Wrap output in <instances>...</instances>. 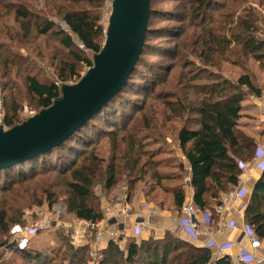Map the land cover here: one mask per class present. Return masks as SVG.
<instances>
[{
    "label": "trees",
    "instance_id": "trees-1",
    "mask_svg": "<svg viewBox=\"0 0 264 264\" xmlns=\"http://www.w3.org/2000/svg\"><path fill=\"white\" fill-rule=\"evenodd\" d=\"M44 1L45 12L58 18L66 30L55 26L46 17L29 12L30 5L23 1L17 0V5L0 4L5 8L0 15V24L6 41L16 43L18 47V40L28 43L37 36H43L57 41L66 50L64 58H55L54 78L57 80L48 76L38 78L25 70L19 77L21 63L28 62V54H19L12 50L11 44L0 41V75L12 84L15 81L11 79L18 76L25 96L32 98L37 111L59 97L63 82L74 76L79 79L81 75L77 65L86 69L92 65V56L91 59L83 56L81 51H89L92 55L98 52L105 33L99 22L102 0ZM150 2L142 49L146 45V36L151 33L149 24L154 10ZM247 2L186 0L188 8L183 16L187 27L179 26L180 31L173 35L180 41L178 44L176 40L172 55L183 56L196 70L179 72L174 79L165 80L171 89L169 100L155 96L152 88L160 79L154 78V71L147 69V73L139 75L140 52L119 91L60 144L0 169V193H4L0 196V247L4 242L1 237H9L8 228L20 222L23 209L43 204L49 208L58 199L64 204L65 214L74 219L99 221L103 210L100 198L94 196L96 185L108 193L109 200L116 197L111 195L115 193L114 187L118 183L123 185L124 201L127 202L139 188L137 184L142 182L145 185L148 176L155 188L159 187L162 179L177 181L163 189L171 196L169 206L179 212L183 205L180 173L183 163L170 160L160 165V162L159 167L167 165L176 171L159 174L158 164L144 150L139 136L140 132L150 133L146 131L149 129L158 131L161 127L159 119L156 121L159 111L164 122L183 118L176 140L180 154L189 166L192 201L199 210L207 213L208 224L215 222L214 205L236 184L242 171L241 164L251 160L257 145L253 137L237 126L240 102L245 97L243 89L257 97L262 95L254 73L245 64L246 60L257 61L264 76V38L256 35L264 27V1H257L262 8L261 13L246 5ZM208 10L213 13H208ZM9 11L16 29L4 25ZM38 55L40 53L34 57ZM224 61L239 66L240 73L234 79L222 74L221 62ZM200 72L202 74H198ZM133 76L143 84L135 83ZM202 78L210 80V83H198ZM144 85L150 89L144 90ZM12 87L8 86L7 93L1 97L3 121L7 127L19 122L21 108L20 94L18 90L12 92ZM127 91L141 94L140 100L126 96ZM151 96L159 101L158 107L147 101ZM190 114L194 118H188ZM98 125L103 126L99 128L101 126ZM102 138L106 139V156L97 150V143ZM261 172L252 186L243 217L258 240L264 239V168ZM143 189L146 195L152 193L151 186ZM162 202L158 201V204ZM56 230L59 240L65 244L62 254L55 251L45 255L41 248L27 244L15 251L19 255L16 264H233L231 258L211 257L209 247L195 246L169 232L159 239L128 240L124 251L117 247L119 238L110 239L100 257L90 259L87 244L73 247L62 231Z\"/></svg>",
    "mask_w": 264,
    "mask_h": 264
},
{
    "label": "rangeland",
    "instance_id": "rangeland-1",
    "mask_svg": "<svg viewBox=\"0 0 264 264\" xmlns=\"http://www.w3.org/2000/svg\"><path fill=\"white\" fill-rule=\"evenodd\" d=\"M20 1H23L30 5L31 8L29 12L38 14V16L41 17H46L48 18V20H52L55 26L57 25V27L66 30V26L58 18L52 17L51 15L45 12L46 2L44 0H20ZM211 1L216 2L221 0H211ZM257 1L258 0H248L246 5H249L256 12L261 13L262 8L261 6H259V3ZM0 4L1 5L3 4L4 6L10 4L17 5V0H0ZM150 5L151 8L154 10V13L150 17V24H149V29L151 30V33H149L146 36L145 39L146 45L145 48H143L141 51V55H140L141 62L140 64L137 65V68L139 70L138 72L140 76H143L145 72L147 73L146 71L147 69L154 71L155 73L153 74L154 78L160 79V81L158 80L157 82H154L155 84L153 85L152 88L155 93V96L157 95L158 98H162L164 101H167L170 98L168 92H170L171 89L167 86L166 81L168 79H174V76L179 72L196 70L194 65H191L186 59L184 60L182 58L183 56L178 55L177 57H173L172 55L173 46L176 40L178 44L180 41L179 37L175 38L173 37V35H175L176 32L180 31L181 28H179V26L181 27L185 26V28L187 27V25H185L186 21L183 15L186 13L185 10L186 8H188V4L186 3V0H151ZM4 10H5L4 7H0V15L4 13ZM109 12H110V8L107 9L104 6L101 7L99 22L103 30L105 29ZM207 12L213 13L211 10H208ZM180 19L182 20L179 21ZM5 22L6 23L4 25L7 24L11 28L16 29L15 25L12 22L11 12L8 13L7 17H5ZM256 24L259 25L258 20L256 21ZM176 27H178L179 29ZM14 31H11L12 35H14ZM3 32H4L3 26L0 24V41L3 40L4 42H8L5 40ZM256 35L264 38V27L261 28L259 31H257ZM182 36L180 37V39H182ZM17 42L19 43L18 47L16 43L8 42L9 44H11L12 50L19 54H24V53L28 54V60H27L28 62L21 63L19 77L22 76V70H25L29 74L36 75L38 78H45L46 76H48L53 80H57L56 78H54L56 75L54 69L56 62L55 58L60 56L64 58L66 52V50H64L61 46H59L60 44L57 41L53 39H45V37L43 36H37V39H33L31 40V42L28 43L20 42L19 40ZM81 52L83 56H87L88 58L91 59L92 54L89 51L83 50ZM36 53L38 54L40 53V55L34 57ZM245 64L250 69V71L254 73L256 81L258 85L261 87L262 95L260 98L264 100V76H263V72L257 65L258 62L252 59H248L246 60ZM221 68H222L221 70L222 74L231 79H234L240 73L239 66L229 63L227 61L221 62ZM77 69L79 70V75H82L83 72L86 70V68L83 65H77ZM12 74H14V69L12 71ZM198 74H202V72ZM19 77L16 76L15 79H11L15 81L14 82L15 84H12L13 82H8L9 79H7L6 77H2L0 75V99L2 96H4L7 93L8 86L9 87L14 86V88L12 87V92H16L18 90L20 94L19 97H21L20 99L21 108L18 114V121L21 122L26 117L36 113L37 109L35 107L32 98L25 96L21 85L22 82ZM133 80L135 81V83L143 84V82H139L136 76H133ZM76 81L77 78L76 76H74L67 79L66 82H63L62 84H73ZM161 81L164 83H161ZM198 81H199L198 83H204V82L210 83V80L203 78ZM4 83H6L5 87H4ZM143 89L148 90L150 88L145 87L144 85ZM243 92L245 93V97L253 95L250 93H246L244 89ZM125 95L135 98L137 99V101L140 100L141 98V94L139 93L133 94L130 91L129 92L127 91ZM155 96H151L150 99H147V101L150 102L149 104H153L154 106L156 105L158 107L159 101L156 100ZM188 118H194V115L190 114ZM158 119H159V123L161 124V127L158 129L157 132H155L153 129H149V130L145 129L150 133L140 132L139 136L143 143L144 150L147 153H150V155L152 156L151 160L156 161V163L158 164L157 172L159 174L166 172H168V174H172L171 172H173L174 170L176 171V168L167 167V165L159 167V163L161 162L160 165H162L163 162L168 163L170 160H175L180 162L178 157L180 151L179 148L177 147L176 132L180 127V125H182L183 118L181 120L173 118L172 121L164 122L162 119V114L159 111L157 114L156 121ZM102 126L103 125H98L99 128H102ZM97 150L100 155L106 156L108 150L106 145V139L102 138L101 140L98 141ZM249 164H250V159L242 163L243 167L245 168H247ZM186 172L187 170H185L184 167L182 166V169H180L181 177H183L184 175L186 176ZM53 175L54 173H51V176ZM145 179L147 180L145 182L146 183L145 185L142 182L137 184L139 187L137 188V194L143 196L140 198L142 199V202H146V204L149 203L150 205H152V207L154 208L156 207L157 209L159 207L166 208L167 206L171 205V196L163 189V187L177 183V181L162 179L159 182V187L155 188V186L152 187L153 181H151L152 180L151 177L148 176V178ZM149 186H151L152 193L147 194L149 195L147 196L143 188H148ZM123 187H124L123 185L118 183L117 186L114 187L115 193L114 194L112 193L111 195L116 196L121 194L123 195L122 196L123 200H125ZM140 187L142 188V190ZM99 188L100 187H98V185L95 186L94 196L96 195L95 197L100 198L99 199L100 204H101V198L107 201H112L107 199V196H109L108 193L102 192L101 190H99ZM1 194L4 193H0V196ZM103 194L104 197H102ZM161 200L163 201L162 202L163 204L159 205L158 201ZM26 209L40 210L42 214L41 219H45L47 221L58 220L62 225L71 224V220H70L71 218L69 215L65 214V207L61 199H58L56 202L52 203L49 208L46 207L45 204H43L42 206H38V207L33 206V207L25 208L23 209V211ZM201 212L206 213L203 210H201ZM203 217L205 221L206 215L204 214ZM49 229L50 228H48L47 231L38 232L37 235H35V237H33L28 244H30L34 248H41L43 252H45L44 253L45 255L48 253L52 254V252L56 253L55 251H57L58 254L60 255L64 251L65 244L61 239L59 240L60 235H58L59 233L57 232L56 229H53V231ZM1 240H3L4 242L0 247V264H16L18 262L19 255L11 248L9 237L6 235L3 238L1 237ZM58 254H57V260L59 258ZM90 259H92V257H90ZM54 261L57 262L56 259Z\"/></svg>",
    "mask_w": 264,
    "mask_h": 264
},
{
    "label": "water",
    "instance_id": "water-1",
    "mask_svg": "<svg viewBox=\"0 0 264 264\" xmlns=\"http://www.w3.org/2000/svg\"><path fill=\"white\" fill-rule=\"evenodd\" d=\"M149 0H112L104 40L92 65L60 95L6 129L0 127V169L60 144L119 91L142 49Z\"/></svg>",
    "mask_w": 264,
    "mask_h": 264
},
{
    "label": "crops",
    "instance_id": "crops-1",
    "mask_svg": "<svg viewBox=\"0 0 264 264\" xmlns=\"http://www.w3.org/2000/svg\"><path fill=\"white\" fill-rule=\"evenodd\" d=\"M260 97L261 96L257 97L254 95L244 97L240 102L239 118L237 120L238 128L253 137L256 144L264 142V129L261 123V114L264 112V100ZM261 173V170H258L252 162H250L246 176H242L241 173L238 176V178L241 177V185L234 205L226 208L224 213L220 216L214 212L216 218L215 222L205 225L202 222L200 212L197 213L195 219L198 226L205 228L210 231V233L209 235H199L193 240L189 238L188 234L182 228L180 212L174 207H159L157 209L147 203L150 208V213L147 215L146 219L147 226L145 229L139 230L138 233L135 234L132 229L138 221V218L130 213L132 210H136L139 207V204L142 203V199L140 198L143 196L138 195L137 191H135L131 199L127 202L123 200V195L121 194L116 195L112 201L101 199L100 207L103 210V216L98 221L101 240L95 245L87 244L89 249L96 252V257L93 259L100 257L108 240L111 239L107 235L108 231H117V235L112 239L119 238L118 240L116 239L117 247L123 251L126 250L128 240H145L147 237L159 239L165 233L169 232L199 247H204L209 240H213L214 244L210 246L211 257L217 258L215 252L219 248L222 251L223 256L231 258L233 264H256L254 260H249L245 263H237L233 257H229V253L233 256L238 250L245 249L247 252L252 253L255 256H264V239L258 240L257 245L251 246L248 242V237L242 228L244 212L249 203L252 186L261 176ZM181 184L183 190V204L193 203V190L189 184V173L186 172V176L184 175L181 177ZM263 206L264 204L262 201V207ZM123 207L128 208V210L126 213L121 214L120 209ZM70 218L71 224H73L75 219L71 216ZM218 219L221 220L223 224L222 233L214 234L212 232L217 226ZM50 221L52 225L53 222H55V224H60L58 220ZM53 229L58 228L57 226H53L49 230L53 231ZM35 235L31 236L30 240L35 237ZM262 261L264 263V257L262 258Z\"/></svg>",
    "mask_w": 264,
    "mask_h": 264
},
{
    "label": "built area",
    "instance_id": "built-area-1",
    "mask_svg": "<svg viewBox=\"0 0 264 264\" xmlns=\"http://www.w3.org/2000/svg\"><path fill=\"white\" fill-rule=\"evenodd\" d=\"M112 0H102V6L109 9ZM3 105L0 99V127L2 129L8 128L3 121ZM261 123L264 129V112L261 114ZM179 160L183 163V167L189 173V166L183 155H178ZM252 164L258 169L262 170L264 168V142L257 144L254 150L253 157L251 158ZM241 175L246 176L247 168L243 167L241 164ZM188 175V174H187ZM241 177L237 179L236 184L231 187L224 195H221L220 202L215 204L213 210L218 216L222 215L226 208L234 205L236 198L238 197V192L240 189ZM128 208L123 207L120 209V213H126ZM181 225L184 231L188 234L189 238L193 240L199 235H209L210 231L206 230L203 227H199L195 216L200 212L202 216V222L207 225L208 224V216L207 213H202L193 203L183 204L179 210ZM150 213L149 206L142 202L139 204V207L136 210H132L130 214L138 218L135 226L133 227V233L137 234L139 230L145 229L147 226V215ZM206 215L205 221L203 215ZM41 211L40 210H29L26 209L22 212L21 220L19 223L12 224L8 228L9 233V242L11 244V248L13 251H18L21 248H24L31 236L37 234L40 231H45L48 228H52L53 226H57L58 229L62 231L63 236L66 238L68 243L73 246H80L84 244L95 245L101 240V233L99 229L98 221H87V220H79L75 219L73 224H51V221H47L45 219H41ZM220 219V218H219ZM218 219V223L216 228L212 233L221 234L222 233V221ZM243 231L246 233L248 237V242L251 246H255L258 243V239L252 230L249 228L247 224L242 223ZM107 235L109 238H114L117 235V231H108ZM90 238V239H89ZM214 244L213 240H209L205 246L209 247ZM88 255L92 258L96 257V252L94 250L89 249ZM217 257H221L222 251L218 248L215 252ZM229 257H233L237 263H245L249 260H254L256 264H264L262 261V256H255L252 253L247 252L245 249L238 250L233 256L229 253Z\"/></svg>",
    "mask_w": 264,
    "mask_h": 264
},
{
    "label": "bare ground",
    "instance_id": "bare-ground-1",
    "mask_svg": "<svg viewBox=\"0 0 264 264\" xmlns=\"http://www.w3.org/2000/svg\"><path fill=\"white\" fill-rule=\"evenodd\" d=\"M251 161V160H250Z\"/></svg>",
    "mask_w": 264,
    "mask_h": 264
}]
</instances>
